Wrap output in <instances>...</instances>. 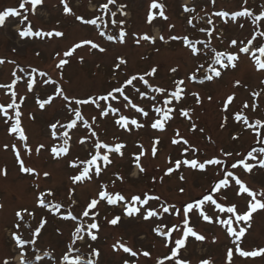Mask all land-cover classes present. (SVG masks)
<instances>
[{
	"label": "rangeland",
	"instance_id": "1",
	"mask_svg": "<svg viewBox=\"0 0 264 264\" xmlns=\"http://www.w3.org/2000/svg\"><path fill=\"white\" fill-rule=\"evenodd\" d=\"M19 2L20 0H0V10L18 7ZM66 2L75 15L95 18L97 15H102L99 6L106 0H66ZM159 2L165 5V13L169 19L157 18L152 25H148L145 18L150 0H117V3L127 5L125 8L127 16L118 14L116 19L125 21V28L129 33L127 43L119 45L100 37L94 26L82 25L72 15H65L60 0H44L43 6L37 8L35 15L29 13V20L34 29L63 31L66 34L65 37L21 40L17 34L20 18L10 17L6 20L5 26L0 27V58L15 60L19 65L26 68L29 66L37 67L47 71L53 79H58L59 70L55 69L56 53H62L74 42L92 39L107 48L108 51L105 53L90 51L87 46L78 50L77 55L84 57V63H79L78 58H72L71 63L63 71L62 84L67 94L83 97L88 94L103 93L115 86L118 81H123L126 75L142 74L152 67H157L158 73L154 78H148L150 83L171 89L174 80L184 78L186 74L190 73L194 62H206L205 59L195 60L191 57L189 51L183 47L182 42L169 39L173 34L188 35L192 39L204 38L202 33L192 29L187 24L190 16L195 14L185 13L183 8L185 6L195 7L197 12L203 16L210 9L229 12L238 10L243 4V0H216L215 6H212L209 0H159ZM261 5H264V0H248L247 7L258 13L261 10ZM110 7L112 11L116 10L115 6ZM104 19L108 21L109 17L105 16ZM214 19L217 29L223 37L222 40L214 39L212 42V46L217 50H227V44L231 39L249 35L248 26L245 29H240L236 24L224 25L219 18ZM170 25H175V27L170 29ZM199 27H207V25L201 23L197 25V28ZM99 30L106 31L107 34H115L118 31L111 26L110 22L107 29L101 25ZM132 33H147L157 37V39L155 44L143 42L141 46H137L134 43ZM160 35L165 37V41L159 40ZM13 49L16 51L13 52ZM231 51H235V49H231ZM37 52L40 53L39 56L36 55ZM117 56H123L127 59L128 64L126 68L122 67L119 72L114 73L113 68ZM97 65L99 66L97 67ZM14 67V65L7 63L0 65V83L10 82V73ZM172 67L177 68V73L170 71ZM262 79H264V73L256 72L249 58L241 55L237 68L224 72L222 78L213 82H205L203 85L187 83L188 95L180 104L175 105L177 112L174 114V119L167 124L165 132H158L146 126L129 134L114 127L111 119L101 121L100 138L112 142L114 137H118L120 141L126 143L127 147L123 150V158L115 155L112 157L113 164L101 177L76 186L74 199L77 203L73 208L74 213L79 214V211L83 209L90 198L97 195L100 184H108L110 191H120L129 196L144 192L159 195L162 200L150 202L153 207H158L161 202H171L181 206L200 198L202 194H208L210 185L215 179L213 167H209L206 173H201L182 166L179 171L170 176H164V172L173 166L168 163V158L170 157L173 162L182 159L181 152L186 147L184 145H172L170 141L178 129L192 146L198 148L196 156L201 160L217 155L220 149L232 151L235 154L249 151L250 146L264 147V144L256 143L250 131H244L240 124L234 122L231 115L241 108L244 101L251 104V91H260L261 88H264V85L260 84ZM236 80L241 82L240 87H233ZM138 86L143 90L142 85ZM18 89L20 94L26 96L22 106L23 126L30 137V145L33 150L41 143L50 146L53 142L50 139L49 124L56 120L67 122L70 119L64 102L57 98L53 105L46 106V110L42 111L39 109L36 99L47 98L48 95L52 94L51 86L40 85L32 93H28L25 83L21 82ZM193 91L199 92L203 97L201 104L198 105L191 95ZM231 93L236 94V100L229 106V113H225L222 111V102ZM131 96L134 102L145 106L147 109V101L139 100L135 92H132ZM208 96L212 97L211 102L208 101ZM7 99L0 91V102ZM258 102L262 104L261 108L255 113H252L250 109L246 110V114L253 118L264 119V94ZM181 108L192 110L190 120L179 115ZM88 112L95 114V110L91 108L88 109ZM30 114L35 116L34 120L28 118ZM125 114L130 118L143 120L132 109L127 110ZM225 115H228V122L226 126L221 127ZM193 123L197 125L196 132L190 130ZM199 129H203V132ZM85 134L86 130L82 127L76 131L72 140L71 153L68 157L55 160L46 150H42L39 156L35 154L31 158L25 156L28 166L35 167L41 174L45 171L51 173L47 179L41 176L39 180H36L34 177L19 172V166L10 148L7 151L3 150L4 144L11 145L17 141L13 136L7 134V126L0 118V169L6 168L8 171L7 178L0 176V204L4 205L0 209V260L7 258L12 261V264L19 263L11 233L16 231L14 228V224L17 222L15 212L24 207L35 210L34 220L25 216L33 229L37 226L41 216L48 218V224L43 230L39 248L44 251H52L56 256L61 254L63 251L61 249H64L65 241L68 240L71 225L36 208L35 201L39 190L51 188L56 192V196L52 199L62 202L65 207L70 205L71 202L68 199V190L72 187L70 177L76 174L78 170L68 167V162L76 157L81 160L88 157L89 146H81L77 143V137ZM233 135H238L240 139L233 141ZM156 137L160 138L161 143L158 146L157 157L153 159L150 155V149L152 140ZM137 144H143L145 149L149 150V155L142 160L147 170L144 174H140L134 168L133 154L140 151L136 147ZM188 158H192L191 153H189ZM235 171L250 188L257 191L264 190V169H254L252 174H246L241 169ZM133 172H136V175H133ZM117 173L123 176V183L115 180ZM162 176L163 181L160 182L159 178ZM181 176H183V180L180 179ZM153 177L157 178L155 183ZM113 181H115L114 187ZM37 184H39V190L36 187ZM181 188L184 189L183 193L180 192ZM236 191H238V186L217 193L218 198L227 197L226 200L218 199V202L225 205L235 203L243 211L245 210V201L242 197L236 196ZM205 208L206 210L211 209L209 215L215 212L214 206L205 205ZM99 211L98 219L101 223L99 238L95 242H87L101 251L99 264H122L123 259L128 258L122 252L112 251L111 246L117 240L127 242L128 246L134 250L149 251L152 254L150 264H155L157 258H162L168 252V249L163 246L162 239L156 237L152 229L157 223L168 225L177 223L178 218L165 214L163 220L154 219L146 222L140 217H124L120 224L113 228L106 223L105 218L111 219L115 215L123 216V207L107 206L105 203H101ZM221 218H227V214H223ZM192 222L196 230L206 236V240L197 242L190 238L187 247L182 250V258L189 261L190 264H200L205 259L211 260L212 264H225L226 251L229 247H233L232 238L226 235L225 229L216 223L208 224L195 215L192 217ZM251 223L252 227L247 232L242 244L246 250L264 247V210L254 213ZM57 229H60L64 235H58ZM21 231L25 239L30 237L29 229L23 224ZM174 235L178 236L179 234L175 233ZM78 246L81 250L89 251L86 243H80ZM146 259L142 256L139 257V264H145ZM166 264H171V262H166ZM233 264H264V257L243 259L234 255Z\"/></svg>",
	"mask_w": 264,
	"mask_h": 264
},
{
	"label": "snow or ice",
	"instance_id": "2",
	"mask_svg": "<svg viewBox=\"0 0 264 264\" xmlns=\"http://www.w3.org/2000/svg\"><path fill=\"white\" fill-rule=\"evenodd\" d=\"M60 2L63 5L65 15H72L82 25L94 26L100 37H104L113 44L125 45L127 43L129 33L125 28V21L116 19L118 14L127 16L126 4L117 3V0H106L105 3L99 6L102 15H97L95 18H85L83 15H75L66 0H60ZM209 3L215 6L216 0H209ZM43 4L44 0H20L18 7H8L0 10V27L5 26L8 18L19 17L17 34L21 40L65 37L66 34L63 31L34 29L29 20V13L35 15L37 8L42 7ZM247 4L248 0H243V4L238 10L229 12L210 9L203 16L197 12L195 7L185 6L183 8L185 13L195 14L190 16L187 24L192 29L202 33L204 38L192 39L188 35L173 34L169 39L182 42L183 47L189 51L191 57L195 60L205 59L206 62H194L190 73L186 74L184 78L174 80L171 89L150 83L148 78H154L158 73V68L152 67L142 74L126 75L123 81H118L115 86L103 93L98 92L83 97L67 94L62 84L63 71L71 63L72 58H78L79 63H84V57L77 55L78 50L87 46L90 51L95 50L99 53L108 51L107 48L92 39H82L74 42L62 53H56L55 69L59 70L58 79H53L47 71L40 70L37 67L29 66L26 68L19 65L15 60L0 58V65L7 63L15 66L10 73V82L0 83V91L8 98L0 102V118L7 126V134L13 136L17 141V143L11 145L4 144L2 147L5 151L10 148L14 153L19 172L34 177L36 180H39L41 176L44 179L49 178L51 173L45 171L41 174L35 167L28 166L24 157L31 158L33 154L39 156L42 150L48 151L55 160L68 157L72 149L73 136L81 127L86 130V134L77 137V143L81 146L88 145L90 148L86 159L81 160L76 157L68 162V167L78 170L76 174L70 177L72 187L68 190V199L71 203L68 207H65L62 202L52 199L56 196L53 189L39 190V184L36 185L39 191L36 196L35 207L47 212L51 217L58 218L71 225L64 250L59 256H56L52 251H44L39 248L43 230L48 224V218L47 216H41L37 226L33 229L25 216L34 220L35 210L24 207L15 212L17 222L14 224V228L16 231L11 233L19 264H99L101 251L87 242H95L99 238L101 223L98 218L101 203H105L107 206L123 207V216L115 215L111 219L105 218L106 223L113 228L118 226L124 217H140L146 222L154 219L163 220L165 214L178 218L177 223L171 225L157 223L153 227L154 235L162 239L164 248L168 249V252L162 258L155 260V264H166V262L190 264L189 261L182 258V250L187 247L189 239L193 238L197 242L206 240V236L196 230L192 222L193 215L208 224L216 223L220 225L225 229L226 235L232 238L233 247H229L226 251L225 264H233L234 255L243 259L264 257V247L246 250L242 246L243 239L252 227L251 221L254 213L264 210V190L257 191L250 188L235 171L241 169L246 174H252L254 169H264V147L255 148L250 146L249 151L235 154L232 151L220 149L217 155L201 160L196 156L198 148L192 146L189 140L183 137L177 129L170 143L186 146L181 152L183 158L173 162L169 157L168 163L173 166L164 172V176H170L172 173L179 171L182 166L201 173H206L209 167H213L215 179L210 185L208 194H202L200 198L181 206L171 202H161L158 207H153L150 202H160L162 198L159 195L144 192L129 196L122 194L120 191H110L108 184H100L97 195L90 198L83 209L79 211V214L73 211L77 203L74 199L76 186L92 182L94 179L101 177L113 164L112 157L115 155L123 158V150L127 147L126 143L120 141L118 137H114L112 142L102 140L100 138L101 121L111 119L114 127L129 134L146 126L158 132H165L167 124L174 119V114L177 112L175 105L180 104L188 95L187 83L203 85L205 82H213L222 78L224 72L237 68L241 55L249 58L256 72L264 73V5L260 6L261 10L257 13L247 7ZM110 6H115L116 10L112 11ZM105 16L109 17L108 21L104 19ZM157 18L169 19L165 13V5L159 0H150L145 22L152 25ZM214 18H219L224 25L236 24L240 29H245L248 26L249 35L243 38L238 36L231 39L227 44V50H217L212 46V42L214 39L222 40L223 37L217 29ZM109 22L113 28L118 30L115 34H107L106 31L99 30L101 25L107 29ZM201 23L207 25V27L197 28V25ZM174 27L175 25H170V29ZM131 35L137 46H141L143 42L155 44L157 39V37L150 36L147 33H132ZM158 38L162 42L165 41L163 35ZM231 49H235V51H231ZM12 51L15 52L16 50L13 49ZM39 54V52L36 53L37 56ZM127 64V59L123 56H117L113 68L114 73L119 72L122 67L126 68ZM170 71L177 73L178 70L172 67ZM21 82L25 83L26 92L28 93H32L40 85L52 87V94L48 95L47 98L36 99V103L42 111L46 110V106L53 105L57 98L64 102L70 119L67 122L56 120L49 124L50 139L53 142L50 146L41 143L33 150L29 143L30 137L23 126L24 113L22 111L26 96L20 94L18 89ZM260 84L264 85V79L260 81ZM138 85H142L143 90ZM240 86L241 82L239 80H236L233 84V87ZM132 92L136 93L139 100L148 102L147 109L145 106L134 102L131 96ZM262 94H264V88H261L260 91H251V104L244 101L241 108L231 114L233 121L240 124L244 131H250L258 144H264V119L253 118L246 114V110L250 109L252 113H255L261 108L262 104L258 101ZM191 95L198 105L203 102V97L199 92L193 91ZM207 99L209 102L212 101L211 96H208ZM235 100V93L228 94L222 102V111L229 113V106ZM89 108L94 109L95 114H89ZM129 109L134 110L143 120L130 118L126 115L125 112ZM191 114V109H179V115L183 118L190 120ZM28 118L34 120L35 116L30 114ZM227 122L228 115H225L221 127L226 126ZM190 130L196 132L197 125L193 123ZM199 131L203 132V129H199ZM239 139L238 135L232 136L233 141ZM209 140L211 141L210 137ZM160 143L159 137L152 140L150 155L153 159L157 157ZM136 147L140 151L133 154L134 168L140 174H144L147 170L142 160L149 155V150L145 149L143 144H137ZM189 153L192 154V158H188ZM133 175H136V172H133ZM0 176L7 178L8 171L6 168L0 169ZM180 179L183 180V176ZM115 180L124 182L123 176L118 173L115 174ZM156 180L157 178L153 177L154 183ZM159 181H163V176L159 178ZM114 186L115 181H113ZM233 186H238L236 196L242 197L245 201V210L243 211L235 203L225 205L218 202V199L226 200L227 197L218 198L216 194L227 191ZM180 192L183 193L184 189L181 188ZM205 205L214 206L215 212L209 215L211 209L206 210ZM3 207L4 205L0 204V209ZM223 214H227V218H221ZM22 224L29 229L30 237L28 239L24 238L21 231ZM175 233L180 235L177 237L174 235ZM57 234L64 235L60 229H57ZM80 243H86L89 249L87 253L83 252L78 246ZM111 247L113 252H122L127 255L128 258L123 259L122 264H139V257L141 256L147 258L145 264H150L152 261V254L149 251L134 250L128 246L127 242L122 240H117ZM0 264H12V261L4 258L0 260ZM200 264H212V261L205 259Z\"/></svg>",
	"mask_w": 264,
	"mask_h": 264
},
{
	"label": "flooded vegetation",
	"instance_id": "3",
	"mask_svg": "<svg viewBox=\"0 0 264 264\" xmlns=\"http://www.w3.org/2000/svg\"><path fill=\"white\" fill-rule=\"evenodd\" d=\"M61 250H64V249H61ZM83 252L87 253L88 251H85V250H82Z\"/></svg>",
	"mask_w": 264,
	"mask_h": 264
}]
</instances>
